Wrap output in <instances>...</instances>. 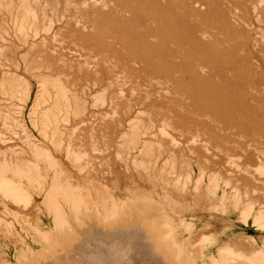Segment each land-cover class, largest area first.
Returning a JSON list of instances; mask_svg holds the SVG:
<instances>
[{
    "label": "rangeland",
    "instance_id": "rangeland-1",
    "mask_svg": "<svg viewBox=\"0 0 264 264\" xmlns=\"http://www.w3.org/2000/svg\"><path fill=\"white\" fill-rule=\"evenodd\" d=\"M157 211L194 264H264V0H0V264Z\"/></svg>",
    "mask_w": 264,
    "mask_h": 264
},
{
    "label": "bare ground",
    "instance_id": "bare-ground-1",
    "mask_svg": "<svg viewBox=\"0 0 264 264\" xmlns=\"http://www.w3.org/2000/svg\"><path fill=\"white\" fill-rule=\"evenodd\" d=\"M161 213L157 211V220L153 221L155 225L152 228L148 229L146 227L145 230L146 231L148 230V233H147L148 238L145 241H143V243L141 242L139 244L138 243L133 244L130 242L128 244H124V242L123 243L117 242L118 244H120V246L116 245L117 247L118 246L119 247L118 248L115 247V249H112V246L109 245V243L108 244L106 242L104 243L102 239V242L106 244L105 247L103 246L104 247L103 250L96 248L98 247V245L97 246L93 245L94 248L93 246L83 247L84 248L83 251H81L83 249L82 247L75 245L71 251V256L73 257H71V260H69L70 262H66L65 260V263L64 262L63 263L64 264H80V263L81 264H99L102 262L99 260L101 258L107 262L106 264H112V263H115V261L118 264H194L193 261L186 255V253L174 241V238L171 233V229L164 222V219ZM126 232L128 233L129 231H126ZM104 237H107V236H104ZM114 239L110 238L108 240L113 241ZM117 240H120V239H117ZM147 240H149L150 243ZM134 241L138 242L137 240H134ZM146 241L150 245L152 246L154 245L152 250L150 249L152 246L150 247L148 243L146 244ZM90 248L91 250L93 248V250L91 251ZM95 252L98 253L99 255L98 257L96 256Z\"/></svg>",
    "mask_w": 264,
    "mask_h": 264
}]
</instances>
